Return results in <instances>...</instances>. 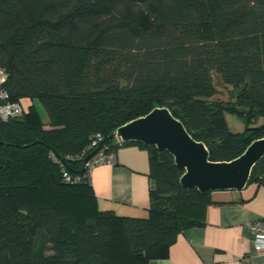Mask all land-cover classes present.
<instances>
[{
  "label": "trees",
  "instance_id": "trees-1",
  "mask_svg": "<svg viewBox=\"0 0 264 264\" xmlns=\"http://www.w3.org/2000/svg\"><path fill=\"white\" fill-rule=\"evenodd\" d=\"M0 69L9 100H31L0 119V264H148L204 224L212 191L184 187L169 152L115 131L167 106L212 160L264 136V0H0ZM215 74L229 99L215 98ZM95 139L148 149V217L99 209L85 169ZM52 152L80 182L63 178ZM262 174L264 157L250 181Z\"/></svg>",
  "mask_w": 264,
  "mask_h": 264
},
{
  "label": "crops",
  "instance_id": "crops-1",
  "mask_svg": "<svg viewBox=\"0 0 264 264\" xmlns=\"http://www.w3.org/2000/svg\"><path fill=\"white\" fill-rule=\"evenodd\" d=\"M114 153V163L99 164L90 173L99 209L148 217V149L131 143ZM211 195L214 202L205 209L204 224L183 230L167 257L151 258L148 264H264V252L253 245L248 227L264 218V174L243 189L214 190Z\"/></svg>",
  "mask_w": 264,
  "mask_h": 264
},
{
  "label": "water",
  "instance_id": "water-1",
  "mask_svg": "<svg viewBox=\"0 0 264 264\" xmlns=\"http://www.w3.org/2000/svg\"><path fill=\"white\" fill-rule=\"evenodd\" d=\"M115 135L123 142H141L169 152L183 170L180 183L200 191L243 189L254 167L264 157V136L251 141L246 149L230 160H212L206 143L188 131L184 122L167 106H156L117 127ZM100 149H93L89 161Z\"/></svg>",
  "mask_w": 264,
  "mask_h": 264
},
{
  "label": "built area",
  "instance_id": "built-area-1",
  "mask_svg": "<svg viewBox=\"0 0 264 264\" xmlns=\"http://www.w3.org/2000/svg\"><path fill=\"white\" fill-rule=\"evenodd\" d=\"M6 73L4 70L0 69V119L8 120L14 116L21 115L24 112V102L11 101L9 100V93L2 88L3 82L6 80ZM98 139H95L91 144V149L87 154H89L93 149L98 147ZM51 156L58 163L62 170L63 178L69 182H80L83 175L78 173L70 172L64 163V161L58 156L56 152H52ZM115 153L106 150L100 146L99 151L87 162H85V169L87 173L90 174L92 169L102 163H114ZM250 231V239L256 249L264 252V218H257L248 223Z\"/></svg>",
  "mask_w": 264,
  "mask_h": 264
},
{
  "label": "rangeland",
  "instance_id": "rangeland-1",
  "mask_svg": "<svg viewBox=\"0 0 264 264\" xmlns=\"http://www.w3.org/2000/svg\"><path fill=\"white\" fill-rule=\"evenodd\" d=\"M214 79H215V82H216V84L218 85V88H219V91L215 95V98L224 99V100L229 99L230 86L224 84V82H223V80H222V78H221V76L219 74H215L214 75ZM30 102H31L30 99L26 100L24 102L25 108L29 107ZM34 104L37 107V109L39 110L42 118L44 120H47V113H46L44 107L42 106V104L37 99L34 100ZM226 118H227V122H228V125H229L231 130H233V131H243L246 128L245 121L243 119L239 118L235 113L227 111L226 112ZM263 123H264V115H261L258 118V120L255 123V125H261Z\"/></svg>",
  "mask_w": 264,
  "mask_h": 264
}]
</instances>
